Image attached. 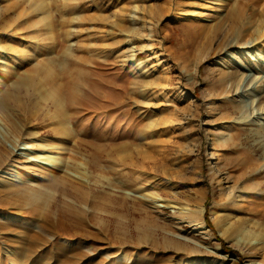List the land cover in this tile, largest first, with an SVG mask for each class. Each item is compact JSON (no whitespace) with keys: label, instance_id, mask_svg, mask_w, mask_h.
<instances>
[{"label":"rangeland","instance_id":"obj_1","mask_svg":"<svg viewBox=\"0 0 264 264\" xmlns=\"http://www.w3.org/2000/svg\"><path fill=\"white\" fill-rule=\"evenodd\" d=\"M244 63L264 0H0V264H264Z\"/></svg>","mask_w":264,"mask_h":264},{"label":"bare ground","instance_id":"obj_2","mask_svg":"<svg viewBox=\"0 0 264 264\" xmlns=\"http://www.w3.org/2000/svg\"><path fill=\"white\" fill-rule=\"evenodd\" d=\"M131 38V37H130ZM240 43V42H239ZM230 44V43H229ZM229 44L227 45V47H229ZM232 44H234V42L232 43ZM246 67V69H249L248 70V72H247V76H249V77H251L252 78V80L254 81V83H253V86H254V84L257 82V81H259V79H260V77L258 78V74H256L255 73V70H254V68L253 67H251V66H249V65H246V63H244L243 64V67ZM256 66H257V64H256ZM238 74V70H235V71H233V72H229V73H227V77L229 78V80L231 79L232 80V82H231V84L233 85V83L235 82V80L236 79H234L235 77H236V75ZM246 78V77H245ZM248 79H250V78H248ZM241 81V80H240ZM248 81V80H247ZM263 82V81H262ZM257 84V83H256ZM263 84V83H262ZM252 87V86H251ZM255 87V86H254ZM256 87L258 88V90H260V94L262 93V95H260L259 96V99H258V102L260 103V104H264V86L262 85L260 88H259V84H257L256 85ZM236 89V88H235ZM237 89H239V91L241 92L242 91V89L240 90V86H238V88ZM248 92H250V91H248ZM247 105L249 104V103H246ZM247 108V107H246ZM255 108V107H254ZM261 108H263V107H261ZM257 110V109H256ZM256 113V112H255ZM259 114V113H258ZM23 134V133H22ZM32 134V133H31ZM24 135V134H23ZM24 137V136H23ZM28 137V136H27ZM33 139V138H32ZM1 140V139H0ZM17 141H20V138L18 139V137L15 139V144L17 145L18 144V148H21V149H24L25 151L27 150L28 152L27 153H23V154H25L28 158L27 159H24L23 161H25V162H30V163H35V162H39V163H46V164H51V163H49V162H47L46 161V159H49V158H51L52 156L51 155H49V154H45L46 152H48L49 151V147H47L48 145L47 144H43V147H44V150H45V148H47L48 149V151H44L43 149L41 150V152H38V148L39 147H37V146H39L38 145V143H36L35 141H33V140H28V141H25V142H23V144L24 145H20L21 144V142H19V143H17ZM40 145H42V144H40ZM51 147H54V146H51ZM40 150V149H39ZM42 151H44L45 153H43ZM9 152L11 153V154H16L17 155V151L15 150V148H12V150L10 151L9 150ZM31 152H33V153H31ZM20 154H22V153H20ZM2 156V155H1ZM8 157V156H7ZM57 158V157H56ZM61 161V160H60ZM21 162V161H20ZM22 163V162H21ZM27 163H25L24 165H27ZM0 164H2V163H0ZM20 164V163H19ZM30 167L31 166H33L32 164L31 165H29ZM1 167V166H0ZM24 169V168H23ZM2 169L0 168V171H1ZM31 170H33L34 171V168H31ZM7 172H9V171H4V173H7ZM11 173V172H10ZM39 174V173H38ZM37 174V175H38ZM14 175V174H13ZM50 176H52V175H50ZM66 177V176H65ZM49 178V177H48ZM62 180V179H61ZM60 180V181H61ZM46 181V180H45ZM62 182H64V180H62ZM32 184H35V183H32ZM48 185H50V184H48ZM53 185V184H52ZM66 185V184H65ZM43 185H41V187H42ZM45 186V185H44ZM75 187V186H74ZM83 187V186H82ZM46 188V187H45ZM51 188H52V186H51ZM49 189V188H48ZM55 189V188H54ZM79 191V190H78ZM75 196H77V195H75ZM79 198V197H78ZM71 207V206H70ZM28 212V211H27ZM40 234V233H39ZM37 235H38V233H37ZM39 236V235H38ZM41 237V236H40ZM7 247V246H6ZM6 249H9V247L8 248H6ZM16 252H17V249H14ZM13 259H14V256L12 257ZM15 260H16V257H15ZM13 261V260H12Z\"/></svg>","mask_w":264,"mask_h":264},{"label":"trees","instance_id":"obj_3","mask_svg":"<svg viewBox=\"0 0 264 264\" xmlns=\"http://www.w3.org/2000/svg\"><path fill=\"white\" fill-rule=\"evenodd\" d=\"M205 218H206V222L208 223V225H209L210 227H212L213 229L216 230V227H215V225H214V223H213V221H212V218H211V216H210V210H209V205H208V203H206ZM218 238H219V240L221 241V243H222V247H223L225 250H227V251H232V252L235 251V249H234L232 246L228 245L227 241H226L222 236L218 235ZM237 253L240 255V261H239V264H246L245 261L243 260V256H242V254H241L240 252H237Z\"/></svg>","mask_w":264,"mask_h":264}]
</instances>
